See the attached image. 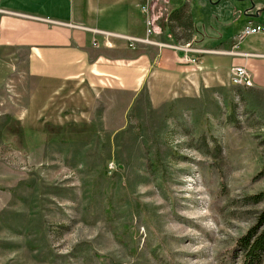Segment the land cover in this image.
I'll return each mask as SVG.
<instances>
[{
    "label": "rangeland",
    "instance_id": "1",
    "mask_svg": "<svg viewBox=\"0 0 264 264\" xmlns=\"http://www.w3.org/2000/svg\"><path fill=\"white\" fill-rule=\"evenodd\" d=\"M3 51L0 264H229L264 208L247 200L264 191L263 99L197 82L160 106L79 100Z\"/></svg>",
    "mask_w": 264,
    "mask_h": 264
},
{
    "label": "crops",
    "instance_id": "2",
    "mask_svg": "<svg viewBox=\"0 0 264 264\" xmlns=\"http://www.w3.org/2000/svg\"><path fill=\"white\" fill-rule=\"evenodd\" d=\"M259 18L264 0H0V62L9 60L5 47L24 49L28 76L54 93L69 94L74 84L79 100L85 88L97 97L145 95L155 106L189 95L197 82L233 84L232 68L242 65L253 85L241 91L261 101L264 34L236 39L249 22L264 24ZM149 28L152 42L131 47L123 37L145 38Z\"/></svg>",
    "mask_w": 264,
    "mask_h": 264
},
{
    "label": "trees",
    "instance_id": "3",
    "mask_svg": "<svg viewBox=\"0 0 264 264\" xmlns=\"http://www.w3.org/2000/svg\"><path fill=\"white\" fill-rule=\"evenodd\" d=\"M247 200H264V191L249 195ZM229 264H264V208L257 214L256 222L237 240Z\"/></svg>",
    "mask_w": 264,
    "mask_h": 264
},
{
    "label": "built area",
    "instance_id": "4",
    "mask_svg": "<svg viewBox=\"0 0 264 264\" xmlns=\"http://www.w3.org/2000/svg\"><path fill=\"white\" fill-rule=\"evenodd\" d=\"M147 32H148V36L145 38H137V37H129V36H123V37L131 42L130 43L131 47H135L137 42H142V43L152 42V40L149 39V35L152 33V28H149ZM257 33L264 34V24L249 22L244 27V29L237 35L236 37L237 42L242 41L249 35H253ZM184 59L185 62L194 64L196 69L198 70L200 69L198 57L190 56L187 53L185 54ZM231 82L236 86L250 87L253 85V78L250 71L246 67L242 65H238L232 68Z\"/></svg>",
    "mask_w": 264,
    "mask_h": 264
}]
</instances>
